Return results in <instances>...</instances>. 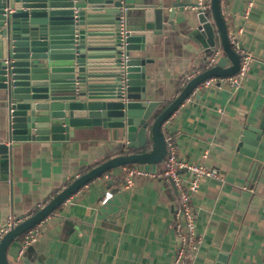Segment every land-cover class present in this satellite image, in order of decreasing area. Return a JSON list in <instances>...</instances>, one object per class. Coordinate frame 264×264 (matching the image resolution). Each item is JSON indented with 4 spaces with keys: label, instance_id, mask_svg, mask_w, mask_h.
I'll list each match as a JSON object with an SVG mask.
<instances>
[{
    "label": "crops",
    "instance_id": "obj_1",
    "mask_svg": "<svg viewBox=\"0 0 264 264\" xmlns=\"http://www.w3.org/2000/svg\"><path fill=\"white\" fill-rule=\"evenodd\" d=\"M123 1L163 8L162 37L149 48L155 63L146 83L150 94L167 105L181 91L182 76L202 72L207 61L202 45L189 36L197 11L173 6L194 0ZM250 1L249 16L243 18ZM220 9L229 33H237V42L255 61L236 92L216 85L202 89L178 106L166 127L180 159L215 168L223 178L205 179L192 199L203 239L192 264H215L223 254L224 264H264V136L254 157L238 150L245 126H256L264 111V0H220ZM230 66L227 61L225 67ZM8 132V112L0 101V142L7 141ZM120 143L114 130L89 127L78 129L68 141H25L12 147L7 174L0 168V225L8 216L36 212L89 166L116 155ZM162 167L160 162L144 169L158 173ZM107 173L115 178L93 179L42 221L25 259L38 255L50 258L51 264L171 263L178 247L172 186L160 177L138 176L124 189L120 167ZM106 190L112 198L100 204ZM21 238L8 247L10 261Z\"/></svg>",
    "mask_w": 264,
    "mask_h": 264
},
{
    "label": "water",
    "instance_id": "obj_2",
    "mask_svg": "<svg viewBox=\"0 0 264 264\" xmlns=\"http://www.w3.org/2000/svg\"><path fill=\"white\" fill-rule=\"evenodd\" d=\"M162 30L160 5L123 0H0V101L9 125L7 141L0 142L1 171L7 174L10 150L21 142L68 141L78 129L89 127L114 130L121 136L116 155L76 177L2 237L0 264H13L7 257L9 245L93 179L124 165L162 162L166 153L162 124L193 88L210 77L237 72L239 57L229 42L220 0H211L210 15L197 12L189 36L202 45L205 60L215 50L221 55L167 105L156 100L146 81L149 66L155 63L149 48L160 44ZM123 54L128 57L125 61ZM227 61L230 67H225ZM263 136L264 111L256 126H245L238 150L254 157ZM42 258L23 257L17 264H41ZM43 261L51 264L50 258ZM224 262L223 254L215 264Z\"/></svg>",
    "mask_w": 264,
    "mask_h": 264
},
{
    "label": "built area",
    "instance_id": "obj_3",
    "mask_svg": "<svg viewBox=\"0 0 264 264\" xmlns=\"http://www.w3.org/2000/svg\"><path fill=\"white\" fill-rule=\"evenodd\" d=\"M210 3L211 0H194L191 8L197 12H203L210 15ZM252 5L251 1L247 3L245 11L242 15L243 18H247L249 16ZM226 23L228 27L229 42L233 51L239 57V67L237 72L231 76L210 77L193 88L189 96L196 94L202 89L215 85L219 87L224 86L230 91L236 92L241 87L242 82L246 79L255 58L249 53V51L239 45L236 40L237 33H234L232 30H230L229 33V22L226 20ZM119 25L121 29V45L124 47L125 31L122 30V17ZM241 32L242 29H239L238 33ZM219 56L220 51L215 50L204 63L202 72L212 68L216 64ZM127 59L128 57L123 54V60L125 61ZM202 72L199 70L194 74L185 73L181 78L179 89L182 90L188 81ZM188 97L186 100H188ZM166 123L167 121H165L161 126V131L164 135L166 143V153L163 159V167L161 171L158 173L148 172L144 169L147 165H124L120 167V179L124 189H130L133 186L134 179L138 176L160 177L172 186L175 191L176 205L174 207V231L177 236L178 247L170 264H192L200 252L203 241L202 235L198 232L197 214L193 208L192 199L200 191L201 183L205 179H213L223 182V178L215 168L207 167L202 163H192L180 159L177 153L176 143L168 133ZM101 176L105 179L115 178L107 172ZM111 198L112 192L110 190H106L102 194L99 203L106 204ZM27 217L28 216H8L0 225V241L9 230L14 228ZM41 223L30 228L22 235L19 245L20 248L12 260L13 264H17L22 259L24 251L38 239Z\"/></svg>",
    "mask_w": 264,
    "mask_h": 264
},
{
    "label": "trees",
    "instance_id": "obj_4",
    "mask_svg": "<svg viewBox=\"0 0 264 264\" xmlns=\"http://www.w3.org/2000/svg\"><path fill=\"white\" fill-rule=\"evenodd\" d=\"M92 166L94 167V166H95V164H93V165L89 166L88 168H90V167L92 168ZM83 172H86V170H85V171H83Z\"/></svg>",
    "mask_w": 264,
    "mask_h": 264
},
{
    "label": "rangeland",
    "instance_id": "obj_5",
    "mask_svg": "<svg viewBox=\"0 0 264 264\" xmlns=\"http://www.w3.org/2000/svg\"><path fill=\"white\" fill-rule=\"evenodd\" d=\"M163 162V161H162Z\"/></svg>",
    "mask_w": 264,
    "mask_h": 264
}]
</instances>
